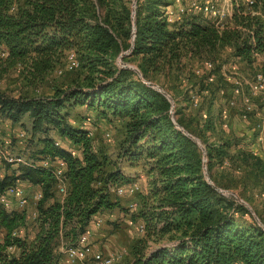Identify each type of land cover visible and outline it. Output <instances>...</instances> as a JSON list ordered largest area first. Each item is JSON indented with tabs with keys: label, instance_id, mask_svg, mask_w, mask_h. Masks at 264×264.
Here are the masks:
<instances>
[{
	"label": "trees",
	"instance_id": "16d2710c",
	"mask_svg": "<svg viewBox=\"0 0 264 264\" xmlns=\"http://www.w3.org/2000/svg\"><path fill=\"white\" fill-rule=\"evenodd\" d=\"M130 1L0 0V63L4 68L42 77L66 67V55L73 53L82 76L74 86L49 97L0 95V115L11 123L26 115L31 133L40 134L35 155L65 163V193L59 198L54 197L55 180L48 169L20 165L16 173L0 174V192L17 180L38 185L41 192L29 241L13 234L24 226L25 214L0 206L4 232L0 264H57L61 249L76 244L93 215L123 209L109 198L103 185L128 180L115 170L101 176L102 158L92 150L87 130L66 120L68 108L81 105L96 120L123 125L119 154L129 167H140L146 175L145 193H138L140 205L129 214L131 221L142 224L143 236L131 246L132 259L125 264H264V231L231 195L218 193L206 182L201 151L172 124L203 145L205 172L216 187L212 170L224 162L238 163L247 178L264 184V161L241 148L239 139L224 136L223 120L209 109L219 100L221 109L235 108L239 117L243 106L236 107L235 96L228 106L232 84L211 60L227 48L229 58L238 59V64L251 66L254 54L264 62V22L250 15L244 0L232 3L231 16L220 29L197 12L168 23L163 10L172 0H136L132 47L121 63L134 64L138 75L115 62L130 45ZM252 7H264V0H253ZM204 62H211L213 68L206 70ZM167 81L183 95L194 92L190 96L194 110L201 105L194 94L200 97L206 89L202 96L208 108L206 113L200 111L205 118L197 134L178 118L180 107ZM148 83L158 85L171 98L172 119L169 101ZM192 96L197 97L195 105ZM51 131L68 146L55 145L48 135ZM213 131L225 138L219 133L218 140L206 144L205 132ZM8 168L4 164L5 171ZM161 236L168 243L145 252L147 240ZM12 246L19 249L15 257L4 253Z\"/></svg>",
	"mask_w": 264,
	"mask_h": 264
},
{
	"label": "rangeland",
	"instance_id": "374dc122",
	"mask_svg": "<svg viewBox=\"0 0 264 264\" xmlns=\"http://www.w3.org/2000/svg\"><path fill=\"white\" fill-rule=\"evenodd\" d=\"M165 1L168 2L169 0ZM182 1L184 3L187 2V0ZM229 1L231 3H239L238 0ZM217 4L218 6L220 5V0H218ZM245 9L248 12H253L255 17L264 22V7H247ZM204 18L210 21L209 18L205 16ZM226 21L227 20H223L222 24L224 25ZM211 62L216 63L219 67H231L233 64L232 62H237V60L230 59L229 49L224 48L219 51L217 56L211 60ZM118 65L134 67V64L129 62H124L122 64L120 61ZM237 66V72L245 80L250 79L255 72H261L264 75V63L260 64V62H258L252 66H245L237 63ZM81 77L79 68H69L67 66H63L60 68V74L57 73L56 69L48 72L42 77H31L15 68H4V66L0 63V95L9 98L49 97L56 90H65L68 87L74 86L76 82H79ZM165 85H168V88L173 90L175 102L177 106L180 107V115L178 118L189 131L197 134V130L200 129V125L203 120V117L201 118L200 114L201 112H205L208 108V100H205L204 96H202L206 94V89L201 91L199 94L200 97L198 96V93L194 94L198 97V100L201 99L200 107L197 110H194V108L190 105V96L194 92L188 91L183 95L181 91L178 90L179 88L176 89L174 87V84L171 81H167ZM241 88L243 93H247V88L245 86H242ZM250 100L254 108V113L255 109L258 113H260V109L264 108V94L252 96L250 97ZM218 101L219 100L215 101L211 108H209L211 109L210 112L215 116L221 109ZM234 101L236 107L240 108V98H235ZM227 110L229 116L227 118V126L224 130L225 132H223L224 136L239 139L238 133L241 129L238 130L236 128H242L243 122L240 121L239 117H237V109L227 108ZM254 113L249 114L246 119V123L249 121V126H255L259 121V119L257 120L252 117ZM260 114H263L264 116L262 111ZM66 120L73 126L84 127L87 130V133H90L89 137L91 138L92 150L98 152L100 158H102L101 176L115 170L122 174L124 178L123 180H128L127 182L119 181L107 183L105 186L103 185V189L108 193L109 198L116 200L119 206L123 209L119 210V208H113L112 210H104L97 213L96 218L90 219L89 225L86 229L89 231L87 241L91 248L93 247V250L100 251L102 254L112 257L113 264H125L132 259L131 246L136 243L138 238L143 236V230H137L139 225L142 227V224L139 221H131L129 214L134 210H137L140 205V195L138 193H145L146 188H143V184H146V175L140 167H129L125 158L119 154V146L123 138L122 124L116 121L108 122L104 120H96L92 111L87 109L85 105L68 108ZM19 131L25 134L23 139L20 141L16 135ZM217 133L218 132L213 131L212 134L209 135V132H205V135L207 136L206 144H212L215 140H218L220 132L218 134ZM105 134H108V137H106ZM48 135L53 138V142H56L58 146H63L65 148L66 145L68 146L69 144L65 139L58 138L52 131L49 132ZM38 136H40V134L33 135L31 133L30 120L26 115H24L20 121L16 123H11L7 118L0 115V158L3 155L12 159L20 160L8 163L9 168L6 171L4 169L5 163L0 160V174L4 172L10 173L11 171L16 173L18 166L25 165L21 163V161L26 163H35L39 166L38 164H41L40 162L44 161L45 157L35 155L37 148L36 139ZM224 136L222 134V137ZM237 166L240 168H238V172H235L237 170ZM212 173L220 189L235 193L237 197L248 204L255 217L258 220L260 218L264 223V196H258L259 193L264 194L263 183L255 182L247 178L245 170L238 163L230 165L226 164L221 168L219 166H215ZM15 184L20 187L23 192H25L28 201L27 204L22 207H18L14 201L11 203V209L8 211H22L25 214L24 226L18 227L13 234L29 241L32 239L34 234L33 213L35 214V204L40 199H35L34 194L35 192H39L41 197V192L38 185H32L27 181L17 180ZM132 184H135L137 189L130 194H128V192L124 193V190ZM116 187L123 190L119 195H117L114 190ZM54 197H60L56 190ZM131 203L134 204L133 211L130 207H128ZM96 222L98 223L97 225L95 224ZM3 235L4 232L0 230V243ZM167 241L168 239L166 236L150 238L146 242L145 252L150 251L155 247L165 245L168 243ZM18 252L19 249L15 246L7 247L4 251V253L10 257L17 256ZM57 264H66L63 255L59 258ZM76 264H82V262H78Z\"/></svg>",
	"mask_w": 264,
	"mask_h": 264
},
{
	"label": "built area",
	"instance_id": "2783aa9c",
	"mask_svg": "<svg viewBox=\"0 0 264 264\" xmlns=\"http://www.w3.org/2000/svg\"><path fill=\"white\" fill-rule=\"evenodd\" d=\"M244 2L248 8L252 7L253 0H244ZM217 3L218 0H187L186 3H184L182 0H172L171 4L165 7V9L163 10V15L168 23H173L175 21L180 22V18L186 13L197 12L209 18L213 25L220 29L223 27V20H228L230 18L233 4L229 0H220L219 6ZM249 13L250 15H254V13L251 11ZM254 57L259 62H263L262 58L258 54H254ZM232 63L233 64L231 67L221 66L219 68V72L225 81L232 84V99L228 102V106L233 105V96L239 97L240 103L243 106V109L239 114V119L240 121L245 122L248 115L254 113V108L251 103L250 97L256 96L258 94H264V75L261 72H255L250 79L245 80L236 70V68L238 67L237 62ZM203 65L206 70H210L213 68V64L211 62H204ZM66 66L69 68L77 67V62L74 58L73 53H68L66 55ZM57 73L60 74V70H57ZM195 73H197V71H195ZM208 80H212L211 75ZM242 86H245L247 88V93L242 92ZM192 103L193 105L197 103L196 96H192ZM227 113V108H222L219 112V116L223 120L221 123V127L223 128L227 126ZM202 117H204V115H202ZM255 128L257 131L255 140L257 143L262 144V142L264 141V119H259V121L255 125ZM89 134L90 133H87V136H89ZM16 135L19 138L18 140L20 141L23 139L25 134L19 131ZM105 136L108 137V134H105ZM54 143L55 145H58L56 142ZM249 151L252 155L259 157V153L256 150L250 149ZM262 157L264 160V156ZM0 160L5 164L20 161L18 159H12L8 156L3 155L1 156ZM21 163L28 166L36 165L35 163H26L22 161ZM40 163L41 164H38L40 167L51 171L52 176L55 180L56 191L59 196H63L65 193V163L63 162V160L58 158L45 157V160L41 161ZM225 164L226 163L224 162L223 165L225 166ZM136 189L137 186L135 184H132L131 186L127 187L126 190H124V193L128 192V194H130ZM114 190L117 195H119L123 191L118 187H116ZM258 196L263 197L264 194L259 193ZM34 198L38 200L40 198V193L35 192ZM12 201H14V203L17 204L18 207L26 205L28 201L25 192H23V190L15 183L0 192V206L5 211L11 209L10 207ZM128 207H130L132 211L134 210L133 203L129 204ZM95 224L97 225L98 223L96 222ZM137 230L142 231L143 227L139 225ZM88 235L89 232L86 230L78 237L77 242L74 246L61 249V252L63 253L65 259V263L76 264L78 262H82V264H113L112 257L102 254L100 251H95L91 248L87 241Z\"/></svg>",
	"mask_w": 264,
	"mask_h": 264
},
{
	"label": "water",
	"instance_id": "95a60500",
	"mask_svg": "<svg viewBox=\"0 0 264 264\" xmlns=\"http://www.w3.org/2000/svg\"><path fill=\"white\" fill-rule=\"evenodd\" d=\"M135 1L136 0H131L130 1V12H131V16H130V21H131V38H130V45H129V48L127 50H124L122 52H120L116 58V64L118 67H122V68H127V69H130L132 71H134L136 74L139 75V73L137 72L136 68L135 67H131V66H126V65H118V63L121 61V58L123 56H126L129 54L130 50H131V47H132V40H133V33H134V19H133V15H134V4H135ZM148 85L152 88H154L156 91H158L160 94H162L170 103V110H169V117L172 119L171 117V112H172V109H173V101L171 100V98L168 96L167 93H165L158 85L154 84V83H148ZM172 124L175 128H177L179 131H181L185 136H187L191 141L194 142V144L199 148V150L201 151V157H202V173H203V176H204V179L206 180V182L208 184H210V186L215 190L217 191L218 193L220 194H223V195H231L237 203H239L240 205H242L248 212L249 214L252 216L253 220L255 221V223L257 224V226L259 228H261L262 231H264V226L263 224L255 217V215L253 214V212L251 211L250 207L248 206V204H246L243 200H241L239 197H237L235 195V193L231 192V191H228V190H222L218 187H216L215 185H213L211 183V181L209 180V178L207 177V174L205 172V161H206V157H205V152H204V148L203 146L200 144V142L193 136H191L189 133H187L183 128H181L180 126H178L174 121H172Z\"/></svg>",
	"mask_w": 264,
	"mask_h": 264
},
{
	"label": "crops",
	"instance_id": "0c3cea01",
	"mask_svg": "<svg viewBox=\"0 0 264 264\" xmlns=\"http://www.w3.org/2000/svg\"><path fill=\"white\" fill-rule=\"evenodd\" d=\"M258 62L259 61L256 60L254 63L251 64V66L252 65H255ZM261 111L264 113V108L263 109H260V113H261ZM260 113H258L256 111V109H255V114L252 115V117L256 118L257 120L258 119H264L263 114L261 115ZM248 123H249V121L247 123L245 121V122H243L242 128H238V127L236 128L238 130L241 129V130H239L240 132L238 133L240 147L243 148V149H245V150H250V149L256 150L259 153V158L261 160H263V157L262 156H264V141L262 142V144H259V143L256 142V140H255V136H256V132H257L256 131V128H255L254 125H250L249 126ZM143 188L144 189L146 188V184L145 185L143 184ZM33 215H34V213H33ZM96 217H97V215L95 214L91 218H96ZM94 248H95V246H94Z\"/></svg>",
	"mask_w": 264,
	"mask_h": 264
}]
</instances>
